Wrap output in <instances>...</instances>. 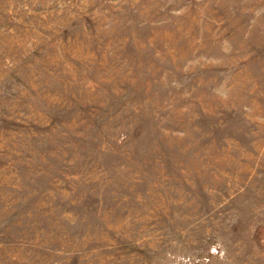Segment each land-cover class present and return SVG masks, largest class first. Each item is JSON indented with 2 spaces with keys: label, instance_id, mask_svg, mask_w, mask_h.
I'll use <instances>...</instances> for the list:
<instances>
[{
  "label": "rangeland",
  "instance_id": "rangeland-1",
  "mask_svg": "<svg viewBox=\"0 0 264 264\" xmlns=\"http://www.w3.org/2000/svg\"><path fill=\"white\" fill-rule=\"evenodd\" d=\"M0 264H264V0H0Z\"/></svg>",
  "mask_w": 264,
  "mask_h": 264
}]
</instances>
